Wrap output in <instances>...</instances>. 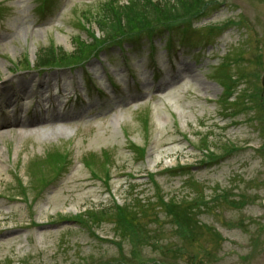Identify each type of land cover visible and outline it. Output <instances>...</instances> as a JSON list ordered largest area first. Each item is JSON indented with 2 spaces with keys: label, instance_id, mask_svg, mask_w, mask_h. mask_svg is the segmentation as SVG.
Masks as SVG:
<instances>
[{
  "label": "rangeland",
  "instance_id": "374dc122",
  "mask_svg": "<svg viewBox=\"0 0 264 264\" xmlns=\"http://www.w3.org/2000/svg\"><path fill=\"white\" fill-rule=\"evenodd\" d=\"M102 1L0 0V81L11 72L0 89L31 84L0 116V264H264V0H198L159 18L147 29L169 27L172 45L157 38L153 53L123 45L134 35L102 41ZM76 40L90 50L71 67L35 69L40 47L75 56ZM13 108L39 120L10 123ZM202 138L221 156L206 162ZM98 206L94 220L75 217Z\"/></svg>",
  "mask_w": 264,
  "mask_h": 264
},
{
  "label": "trees",
  "instance_id": "16d2710c",
  "mask_svg": "<svg viewBox=\"0 0 264 264\" xmlns=\"http://www.w3.org/2000/svg\"><path fill=\"white\" fill-rule=\"evenodd\" d=\"M194 2L195 0H128L122 5L108 4L100 14L94 15V23L102 32V41L106 43L119 35L129 36L156 24L159 18L170 20L181 17L191 10ZM90 44L85 40H76L74 45L76 54L73 58L85 57L89 53ZM63 56L60 47L47 45L39 49L37 62L39 65H45L59 61ZM172 205L181 206L173 202ZM122 224L121 233L126 234L125 228L128 227L123 222Z\"/></svg>",
  "mask_w": 264,
  "mask_h": 264
},
{
  "label": "bare ground",
  "instance_id": "6f19581e",
  "mask_svg": "<svg viewBox=\"0 0 264 264\" xmlns=\"http://www.w3.org/2000/svg\"><path fill=\"white\" fill-rule=\"evenodd\" d=\"M48 80H50V79H47V80L42 79V81H39L38 85H40V86L35 89L38 95L40 94V87L43 86L44 83L48 82ZM14 85H15V88H11V92L6 91V90L3 91L2 89H0V106H3L9 100H12L13 101L12 104L15 105L18 97L22 94L21 92H20L21 94L18 93V91L25 92L27 90V87L31 84H29V79H26V80H18L17 82L15 81ZM17 111H15V113L13 115L14 116V118H12L13 122H10V123L25 124V123L29 122V124L30 123L33 124L39 120V118L35 117L33 119H30V120H27L26 122H24V120H26V118L21 120L20 116L17 115ZM113 120H115V118H113ZM4 125H6V123L0 124V126H4ZM9 125H12V124H9Z\"/></svg>",
  "mask_w": 264,
  "mask_h": 264
},
{
  "label": "water",
  "instance_id": "95a60500",
  "mask_svg": "<svg viewBox=\"0 0 264 264\" xmlns=\"http://www.w3.org/2000/svg\"><path fill=\"white\" fill-rule=\"evenodd\" d=\"M262 85L264 86V74L262 76Z\"/></svg>",
  "mask_w": 264,
  "mask_h": 264
}]
</instances>
